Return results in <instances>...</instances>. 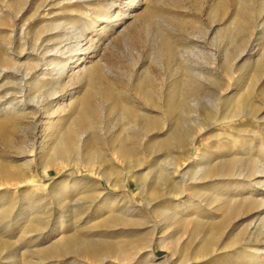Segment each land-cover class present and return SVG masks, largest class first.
Wrapping results in <instances>:
<instances>
[{"label":"rangeland","instance_id":"374dc122","mask_svg":"<svg viewBox=\"0 0 264 264\" xmlns=\"http://www.w3.org/2000/svg\"><path fill=\"white\" fill-rule=\"evenodd\" d=\"M0 54V264H264V0H0Z\"/></svg>","mask_w":264,"mask_h":264},{"label":"bare ground","instance_id":"6f19581e","mask_svg":"<svg viewBox=\"0 0 264 264\" xmlns=\"http://www.w3.org/2000/svg\"><path fill=\"white\" fill-rule=\"evenodd\" d=\"M0 56H1V54H0ZM25 80H26V78L25 79H22V80H20V83H19V87H18V90H19V94H21L22 93V90H23V88H24V86H25ZM22 103V106L25 104L24 103V101H21ZM240 111V110H239ZM128 112V111H127ZM241 112V111H240ZM243 113V112H242ZM245 113V112H244ZM243 113V114H244ZM129 114H131V113H129ZM234 117H236V115L234 116ZM231 119V118H230ZM239 119H240V117H239ZM77 120V122L80 124V125H86V124H88V127H90V125H89V122L86 120H83V119H79V118H77L76 119ZM78 133V132H77ZM75 136H77V134H76V132L75 133H73V131L71 132V133H69V134H66V135H62L61 137H60V139H59V142H58V144H57V149L55 150V154L57 153V154H59L60 155V152L65 148V149H67V151H69L71 148H73V140H72V138L73 137H75ZM83 136L81 135V138H82ZM73 139H75V138H73ZM119 154H128V153H130V152H128V149L126 150L125 148H119L118 149V151H117ZM95 154V153H94ZM51 155H53V154H51ZM92 155V154H91ZM91 155H88V159H89V161L88 162H86V163H84V165L85 166H87V167H91V164H92V162L90 161V159H92V157H91ZM56 155H54V157H55ZM50 157V156H49ZM53 156L51 157V159L50 160H52V158H54ZM61 157V156H60ZM49 159H47L48 161H49ZM52 161H54V160H52ZM51 162H49V164H50ZM54 164H55V162H53ZM52 164V163H51ZM90 170V169H89ZM252 229V232H250V236H252L253 237V233L254 232H259L258 230H259V225L258 224H256L255 226L253 225V227L251 228ZM261 230V229H260ZM75 239H77V241H78V239L79 238H75ZM238 240V239H237ZM257 240V239H256ZM253 241V240H252ZM249 242V241H248ZM256 242H260L259 240H257ZM84 243V242H83ZM210 243L211 242H203V244L201 245V247L199 248V250H198V254L199 255H201V262H204L205 260L207 261L208 259H209V257L210 256H208L207 254V250H208V248L210 247ZM246 243L247 242H243V244L242 245H246ZM214 244V243H213ZM69 246V243L68 242H60L58 245H56V246H54L51 250H50V252H54V251H56V250H60L61 248H65V247H68ZM256 251V250H255ZM253 252V251H252ZM251 252V253H252ZM254 253V252H253ZM203 254V255H202ZM214 255V254H213ZM255 255V254H254ZM195 260V259H194ZM184 262H183V264H193L192 263V258L191 257H184V260H183Z\"/></svg>","mask_w":264,"mask_h":264}]
</instances>
